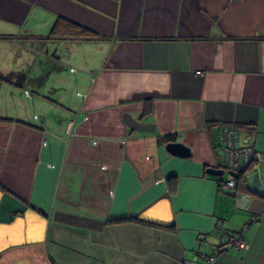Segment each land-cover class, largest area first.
I'll return each instance as SVG.
<instances>
[{
    "label": "crops",
    "instance_id": "obj_1",
    "mask_svg": "<svg viewBox=\"0 0 264 264\" xmlns=\"http://www.w3.org/2000/svg\"><path fill=\"white\" fill-rule=\"evenodd\" d=\"M221 124L264 181V0H0V264H202L242 230L214 264H264V193L206 172Z\"/></svg>",
    "mask_w": 264,
    "mask_h": 264
},
{
    "label": "built area",
    "instance_id": "obj_2",
    "mask_svg": "<svg viewBox=\"0 0 264 264\" xmlns=\"http://www.w3.org/2000/svg\"><path fill=\"white\" fill-rule=\"evenodd\" d=\"M216 150L220 156L217 167L228 173V177L221 181V188L233 197L235 205H237L236 201L244 200L246 197V193L238 189L236 177L238 174L245 180L251 174H256L258 184L264 187V181L260 179L259 171L255 165L258 158L256 152L249 143L244 142L240 129L228 124L219 125L216 135ZM231 171L234 172V175L229 173ZM232 247L238 249L247 247L243 230L234 234L227 233L224 240L213 247L211 254L205 257L202 264H214L220 254Z\"/></svg>",
    "mask_w": 264,
    "mask_h": 264
},
{
    "label": "water",
    "instance_id": "obj_3",
    "mask_svg": "<svg viewBox=\"0 0 264 264\" xmlns=\"http://www.w3.org/2000/svg\"><path fill=\"white\" fill-rule=\"evenodd\" d=\"M123 120L132 129L141 130V131H149L154 128L152 124L142 123L138 119L132 117L128 112L123 113ZM166 150L172 155H177L181 157H187L190 154L189 148L186 145H184L182 142H177V141L168 142L166 144ZM216 152L217 154H219L218 151ZM206 172L212 175L221 176L224 173V170L218 167H215V166H208L206 168ZM229 173L234 175V172L232 171ZM249 185H250V188L255 193H260V194L264 193V187L258 184V181L256 179V174L251 175Z\"/></svg>",
    "mask_w": 264,
    "mask_h": 264
},
{
    "label": "trees",
    "instance_id": "obj_4",
    "mask_svg": "<svg viewBox=\"0 0 264 264\" xmlns=\"http://www.w3.org/2000/svg\"><path fill=\"white\" fill-rule=\"evenodd\" d=\"M77 29V33L79 32V33H84L85 31L83 30V29H81V28H76ZM91 34V33H90ZM92 36H94L93 34H91ZM170 138H172L171 137V135H165V137H164V139L163 140H165V141H167V140H169ZM172 140H174V139H172ZM171 141V140H170ZM237 179H238V189L240 190V191H242V192H245V193H247V192H253V193H255L251 188H250V185L248 184V182H246L245 180H243V178L238 174L237 176ZM223 180V178L222 177H218V182H219V184H218V186H220L221 187V181ZM240 186H242L243 187V189L242 188H240ZM244 187H245V189H244ZM245 190V191H244ZM232 234H234V233H232Z\"/></svg>",
    "mask_w": 264,
    "mask_h": 264
},
{
    "label": "rangeland",
    "instance_id": "obj_5",
    "mask_svg": "<svg viewBox=\"0 0 264 264\" xmlns=\"http://www.w3.org/2000/svg\"><path fill=\"white\" fill-rule=\"evenodd\" d=\"M221 177L224 179V178H227L228 177V173L225 171L222 175H221Z\"/></svg>",
    "mask_w": 264,
    "mask_h": 264
},
{
    "label": "flooded vegetation",
    "instance_id": "obj_6",
    "mask_svg": "<svg viewBox=\"0 0 264 264\" xmlns=\"http://www.w3.org/2000/svg\"><path fill=\"white\" fill-rule=\"evenodd\" d=\"M220 169H222V168H220Z\"/></svg>",
    "mask_w": 264,
    "mask_h": 264
}]
</instances>
